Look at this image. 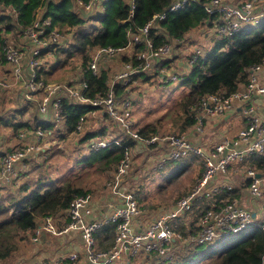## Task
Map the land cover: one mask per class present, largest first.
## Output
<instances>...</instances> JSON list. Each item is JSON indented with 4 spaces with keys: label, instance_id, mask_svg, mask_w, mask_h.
Returning <instances> with one entry per match:
<instances>
[{
    "label": "built area",
    "instance_id": "2783aa9c",
    "mask_svg": "<svg viewBox=\"0 0 264 264\" xmlns=\"http://www.w3.org/2000/svg\"><path fill=\"white\" fill-rule=\"evenodd\" d=\"M111 0H77L85 12H100ZM189 1L174 0L165 10L155 13L138 29L130 34L129 43L122 47H100L93 51L92 60L87 71L99 75L106 69L105 60L113 61L131 46L140 45L141 49L133 52L135 63L124 62L122 71L109 78L106 96L88 97L84 94L88 89L86 80L74 79L67 83H46L38 77L42 52L51 54L50 48L55 44H63L65 35L53 25L50 17L38 16L34 23L25 31L24 37L28 47L3 45V63L0 61V90L10 84L19 83L25 101L35 104L42 120H51L59 126L62 124V100H68L89 110L82 113L77 120L73 133H80L90 114L100 112L115 124L123 133L136 140L140 153L146 154L147 147L157 148L156 155L146 154V170H159L169 161H177L188 155H196L202 160L200 176L195 179L192 187L177 198L172 207L160 208L147 214L140 206L134 182L128 180L130 167L134 161L131 151L127 149L117 163L110 179L106 181L103 194L87 192L76 196L64 211L66 220L58 226L59 218L43 216L30 233L31 242L37 243L42 235L63 237V252L57 250L51 264H119L139 258V264H165L176 252L180 233L175 230L176 221L184 217L192 207L194 200L208 197L221 188L231 189L232 184L226 180L217 182L218 175H225L228 170L240 165L251 156L264 152V60L249 68V80L239 90L229 94H210L199 100L194 115V124L190 130L181 135L153 134L142 137L137 133L132 116L131 96L128 92L118 94L117 85L128 86L136 80V76L159 71L158 78L162 83L177 81L182 76L175 70H168L163 63L174 56V43L163 42L156 46L151 34L160 31V22L170 13L180 12ZM130 16H133L134 0H128ZM208 15H214L211 32L216 36H229L244 29L261 24L264 21V0H208L201 3ZM212 35V36H213ZM28 50L29 56L25 55ZM187 61L191 66L197 59L199 48ZM1 59V60H2ZM165 61V62H162ZM9 79V80H8ZM75 80H78L75 82ZM239 110L245 124L233 137L222 136L210 144L194 141V136L203 133L207 122H210L229 111ZM42 128L35 127L32 131L38 137L37 143L43 138ZM57 136L62 134L56 129ZM73 133L66 134L70 135ZM45 137V136H44ZM54 141V140H53ZM116 141V140H115ZM110 140H91V147H106ZM117 142V141H116ZM24 145L16 151L0 157V173L13 170L15 163L25 160L32 154L46 147ZM61 148L58 141L54 142ZM251 167H246L243 179H250L245 189L247 201L255 204V209L246 207L239 199L225 201L218 207L205 210L198 219L200 227L198 235L184 238L193 243H204L214 238L240 232L256 224L255 218L260 216L258 224L264 229V205L260 202L264 195V175L257 176ZM254 213V216L252 215ZM106 225L113 226V240L110 246L99 248L95 232ZM71 236H77L80 244ZM61 248H59L60 250Z\"/></svg>",
    "mask_w": 264,
    "mask_h": 264
},
{
    "label": "trees",
    "instance_id": "16d2710c",
    "mask_svg": "<svg viewBox=\"0 0 264 264\" xmlns=\"http://www.w3.org/2000/svg\"><path fill=\"white\" fill-rule=\"evenodd\" d=\"M82 1L87 2V0ZM173 1L134 0L133 16H130L128 0H111L105 4L103 12L97 14H94L93 11L85 12L81 7L78 8L79 10H73L74 0H0V61L4 64L2 48L6 43L7 36L22 37L21 45L28 47L29 43L23 36L25 31L38 16H48L52 20V25L65 35L66 40L63 44H55L51 47V54L41 53L39 57L41 68L38 71V77L46 83H51L53 78L50 79L49 76L53 75V71L50 72L47 69L49 65L58 67L60 72L65 71V67H70L71 73L69 72L67 76L73 72L74 74L63 83L70 84L74 79L82 78L88 83V89L84 92L86 96L92 98L106 96L107 82L111 78L109 68L102 69L99 75H93L87 71L93 51L100 47L128 45L130 34L137 32L153 14L165 10ZM207 1L187 2L182 11L170 13L160 22V31L151 34L156 46L163 42L174 43V50L180 48L187 50L197 46L199 53L191 66L187 65V61L193 54L190 51L182 62L178 61L181 56L174 54L170 60L163 63L168 70L180 73L182 78L177 81L187 86L182 89V93L175 100L162 107V109H166L159 116L144 122L138 120L135 123L137 133L142 137L158 134L162 122L171 123V127L175 128V131L170 133L176 135L187 133L194 124L196 106L201 98L210 94L229 95L239 90L249 80V68L264 60V21L257 26L229 36L213 35L207 43L209 45L204 47L201 43L207 37V33L203 36L201 32L199 36L201 40L192 37L193 31L205 26L210 28L214 25L215 16L208 15L201 7V3ZM41 7L44 8L43 13L39 12ZM90 20L98 21L99 26L92 27L87 31L84 26ZM141 47L140 45L131 46V54L123 52L120 55L122 62L135 63L133 52L138 51ZM25 55L29 56L28 50H25ZM74 57H79L78 62L73 60ZM152 70V73L143 74L144 79L154 77L157 78L159 84H165L158 78L159 71ZM12 86L20 87V84H10L0 90V101L2 99L1 92L3 93ZM125 90L129 93L128 86L117 85L116 87L118 94ZM129 95L131 96L134 118L136 111L134 102L137 98H134L130 93ZM61 105L63 127L60 128V131L62 130L60 136L62 137L73 133L78 117L89 108L68 100H62ZM33 106L36 107L33 102L25 101L24 107L19 109L18 114H24L27 108ZM151 111L149 110V112ZM156 111L160 113L159 108L152 112ZM11 117L13 119L6 124L15 132L19 130L32 132L38 125L47 128L54 124L50 113L47 120H42L35 114L34 124L28 121H14L15 115ZM101 118L107 123H102L103 126L101 125L97 130L86 131L83 135L76 133L79 145L71 148L73 151L66 155L71 158L66 159L71 162L70 165L68 162L67 165L58 168V165L51 161L49 168L46 169L37 163L35 165L37 168H33L35 178L28 179L19 186L16 194L8 192L5 195L6 202H0V263L12 257L24 239L28 238L31 242L29 235L37 225L39 218L43 216L59 218L58 226H61L66 221L63 213L76 196L87 192L103 194L106 189V181L110 179L113 170L127 149L131 151L134 158L139 154L146 158L145 154L139 152L136 140L123 133L107 119L106 115L101 114ZM94 139L112 142L106 147L95 149L90 144V141ZM147 148L149 151L152 147ZM54 152L58 156H65L66 153L58 148ZM3 154L1 153V155ZM45 159H50V157ZM80 162L82 165L78 166ZM73 166L78 169H72ZM240 166H243L244 169L251 167L264 175V152L249 157ZM201 170L202 167L196 178L200 176ZM226 179L233 184L231 189L221 188L211 196L194 200L191 209L186 212L184 217L176 221L175 230L182 237L198 235L200 227L197 222L201 214L207 209L220 206L225 201L238 199L243 194L242 189L246 188L250 182V179L239 178V182L235 184L230 178ZM186 218L190 219L188 225L183 224V219ZM242 233L243 235L238 236L216 252H207V250H210L220 237L200 244L184 240L181 251L176 250L175 255L165 264H264V229L256 223L251 228L240 231L239 234ZM112 234V225H106L97 230L95 237L98 247L109 246ZM131 260L125 264H135ZM47 264H51V262L49 261Z\"/></svg>",
    "mask_w": 264,
    "mask_h": 264
},
{
    "label": "rangeland",
    "instance_id": "374dc122",
    "mask_svg": "<svg viewBox=\"0 0 264 264\" xmlns=\"http://www.w3.org/2000/svg\"><path fill=\"white\" fill-rule=\"evenodd\" d=\"M74 1L75 2L73 3V10H79L78 8L80 6L77 0ZM43 11L44 8L41 7L39 12L43 13ZM97 13L98 12H95L94 14ZM98 26V21L90 20L87 21L84 26V29L89 31L92 27ZM193 32V38H199L201 32L203 36L208 34L207 37L203 39V42L200 43L203 47L209 45L207 43L210 41V38L213 35V33H210L211 27L209 28L205 26ZM21 38L22 37L17 38V36H7L6 42L7 44L10 43L12 45H21ZM199 39L201 40V38ZM196 48L197 46H193L192 48L187 50H182L180 48L178 50H174L173 53L176 54V56L180 55L181 57L178 59V61L182 62V60L186 59L185 56L189 54V51L195 54L196 51L194 50H196ZM124 52H129L131 54L132 51L131 49H127ZM78 58L79 57H74L73 60L78 62ZM104 64L106 65V67L109 68L110 76L112 77L116 73L122 71L124 62H122L120 56L118 55L117 58L113 61L105 60ZM69 68L70 67H65L64 69H66L67 71L65 70L60 72L58 67H53L49 65L47 69L50 72L53 71V75L49 76L50 79L53 78V80L50 82L63 83L65 80L69 79L68 77H71L74 74L73 72L72 74H70V76H67L69 72L71 73V68ZM144 78L145 76L141 75L139 76V78H136L135 81L128 84L129 93L132 94L134 98H137L134 102V108L136 111L134 113L133 120L135 123L138 122V120L139 122H144L146 120H151L154 117L159 116L161 112L166 109H162V107L167 106L169 102L175 100L182 93V89L187 86L186 84L178 81H173L167 84H159L157 78L148 77L149 79L146 80ZM77 81L78 80H75V82ZM21 88L22 85H20V87L12 86L10 89L5 90L3 93L1 92L2 99L0 101V155L4 152L5 153L3 155L14 152L24 145L35 146L37 140L39 139L38 137H35V133L31 131L19 130L18 132H15L6 124V122H9L13 119V117H11L13 115H15L14 121H28L31 124L35 123V120L33 119L35 114L42 119L41 115H39L38 111H36L37 108L34 106L32 108H27L24 114H18L19 109L21 110L25 104L24 94ZM157 108H159L160 113L158 111L152 112L153 110L155 111ZM149 110L152 111L149 112ZM232 117L233 119H229L226 122V125H231L237 120L236 113H234ZM48 120L49 122H51L50 119ZM102 123L106 124L107 121H104L101 118L100 112H96L94 115L90 114L87 116L82 131L79 134L83 135L86 131L97 130L102 125ZM162 123L163 124L160 126L159 134H172L170 132L175 131V128L171 127V123ZM107 126L110 125L107 124ZM37 127L42 128V125H38ZM57 128H62V124L60 123L59 126H57V124L54 123L51 124V127L42 128L43 138H41L39 140V143L37 144L41 143V145L39 146L43 147V139H45V141L48 142L46 147H43V150H39L37 154H32L25 160L16 162L13 170H2V172L0 173V202H6L5 195H7L8 192L16 194V190L19 186H21L28 179L32 180V178H35V172L33 168H37L35 167L37 163H39L38 165L46 167V169L49 168V164L51 161H53L52 163H56L58 165V168L67 165L69 161H67L66 159L71 158H69L70 156L66 155H69L73 151V149L71 148L79 145L77 137L78 134L73 133L67 136L64 135L62 136V138L61 136H57ZM238 130V127H233L232 132L236 133ZM55 140L61 144L59 146L63 148L62 150L66 151L65 156H58V154L54 152L57 148V145L54 143ZM48 156L50 157V159H45L48 158ZM141 156L139 154L136 158H134V161L130 167L128 180L132 183L134 182V185L132 184V188L136 190V196L140 204L144 207V209H146L147 214L158 211L159 208H162L163 206L166 207L168 205H171L177 197L185 193L192 185L194 180L191 173L192 168H187V164L183 165V163L180 164V162L178 161H169L164 165L162 169L146 170L145 166H148L150 162L145 160L146 158H143V155ZM198 160L200 161V159ZM190 161H193L192 157H190ZM70 163L71 162H69L68 165H70ZM79 165H82V162L78 163V166ZM72 169L77 170L78 168L76 166H73ZM196 170L197 173H199L200 167L197 166ZM243 172L244 167L236 165L231 167L226 175L227 178H230L236 184L237 182H239V178L242 179ZM239 197L242 199L241 202L245 206L252 207L250 203L245 202L246 200L242 196V194ZM260 202L264 205V195L261 196ZM259 220L260 216L255 218L254 222L258 223ZM252 226L253 225H251L249 228H251ZM239 233H233L220 237L214 243L213 247L210 250H207V252H216L217 250L222 249L225 245L234 241L238 236L243 235V233ZM30 236L31 234L29 235V238ZM45 240L47 243H42L41 245H33L31 244V242H29L28 238L24 239V241L20 243L17 252L12 257L1 263L39 264L38 261L43 260L44 255H53L54 251L57 249L58 243L55 237H52V240L47 237V239L45 238ZM179 240L180 242H178L176 250L178 251L179 249L180 252L183 247L184 237L180 238ZM139 260V258H134L131 261H133L135 264H138Z\"/></svg>",
    "mask_w": 264,
    "mask_h": 264
},
{
    "label": "crops",
    "instance_id": "0c3cea01",
    "mask_svg": "<svg viewBox=\"0 0 264 264\" xmlns=\"http://www.w3.org/2000/svg\"><path fill=\"white\" fill-rule=\"evenodd\" d=\"M234 113H236V117H237V120L234 122L235 124L232 123L231 125H226V122L229 119H233L232 115ZM244 124H245V121H244L243 117H241V114L239 113V110L235 109L234 111H229L225 115L220 116V117H218V118H216V119H214V120H212L210 122H207L203 133H199L196 136H194V141L201 142L202 144H210V143H212L214 141L219 140V138L222 137V136L233 137V134H235V133L232 132L233 127L234 128L235 127L241 128V127L244 126ZM157 151H158L157 148L152 147L146 154L153 153V154L156 155ZM190 157L193 158L192 162L190 161ZM198 159H199L198 156L191 154V155H188V156L182 158L181 160H177L178 162H180V164H182V163H183V165L187 164L186 165L187 168H190V169L192 168L191 173H192V176H193V179H194L193 183H194V181H195V179L197 177L196 176V173H197L196 167L197 166H199L200 168L202 167V160L199 161ZM226 174L225 175H218L216 177L217 182H219L220 180H226L227 181V179H226L227 175ZM197 175H198V173H197ZM193 183H192V185H193ZM192 185L190 186V188L192 187ZM232 186H233V184H232ZM245 189L246 188L242 189V192H243L242 196L245 198V200H246L245 202L250 203L251 206H252V207H250V206H248V207H250L251 209H255V204L251 200L247 201V199L245 197ZM183 194H181V195H183ZM179 197H177V198H179ZM238 199L240 200V202L242 201V199L240 197ZM174 201H173V203H174ZM138 202H139V200H138ZM139 204H140V202H139ZM172 204L168 205L166 207L163 206L162 208H164V209L170 208V207H172ZM140 206H142V205L140 204ZM189 222H190V219H188V218L183 219V224L188 225ZM47 237H49L52 240V237H55V236L44 234V235H42L41 239L37 243L31 242V244H33V245H41L42 243H47L46 240H45V238L47 239ZM55 238H56L57 243H58L57 244V249L54 251V253L52 252L53 255H51V254L50 255L49 254L44 255L43 256V260L38 261L39 264H47L49 261L51 262V260L54 258V255L56 254L57 250L60 251V252L64 251V249H63V246H64L63 240H64V238L63 237H55ZM72 239L77 241L78 244L81 243L80 239L77 236H73V237L71 236V240ZM112 240H113V234H112L111 239L109 240L110 244H111ZM110 244H109V246H110ZM59 248H61V249L59 250ZM99 248H101V247H99ZM104 248H106V247H104ZM101 249H103V248H101ZM46 261H47V263H46ZM0 264H2V263H0ZM84 264H88L87 261H84Z\"/></svg>",
    "mask_w": 264,
    "mask_h": 264
},
{
    "label": "water",
    "instance_id": "95a60500",
    "mask_svg": "<svg viewBox=\"0 0 264 264\" xmlns=\"http://www.w3.org/2000/svg\"><path fill=\"white\" fill-rule=\"evenodd\" d=\"M256 175H257V176H260V173H257ZM252 215L254 216V213H253Z\"/></svg>",
    "mask_w": 264,
    "mask_h": 264
}]
</instances>
